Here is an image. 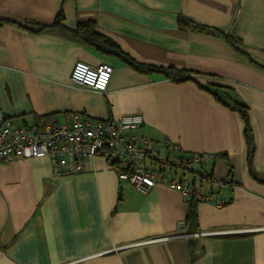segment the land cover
Masks as SVG:
<instances>
[{"label":"crops","instance_id":"obj_1","mask_svg":"<svg viewBox=\"0 0 264 264\" xmlns=\"http://www.w3.org/2000/svg\"><path fill=\"white\" fill-rule=\"evenodd\" d=\"M59 12L66 30L53 26ZM87 21L135 61L191 79L138 71L75 39ZM76 61L111 65L106 91L72 85ZM214 92L247 106L250 166L244 121ZM0 109L16 124L138 113L137 133L160 146L216 153L178 176L228 200L200 199L199 229L187 233L177 189L136 191L101 156L63 176L47 156L0 161V264H264V0H0ZM227 173L233 184L216 187Z\"/></svg>","mask_w":264,"mask_h":264},{"label":"built area","instance_id":"obj_2","mask_svg":"<svg viewBox=\"0 0 264 264\" xmlns=\"http://www.w3.org/2000/svg\"><path fill=\"white\" fill-rule=\"evenodd\" d=\"M112 70L108 64L92 66L76 61L68 81L103 92L108 87ZM72 118L71 123L62 124H16L0 109V161L47 156L53 175L63 176L84 171L88 159L101 156L116 170V179L141 193L161 183L177 189L186 199L195 194L217 206L227 203L224 197L196 193L185 177L178 176L179 171L186 173L195 165L218 159L216 153L184 151L179 143L169 139L160 146L137 133L144 122L138 113L98 119L76 112ZM232 183L228 173L215 180L218 188L230 187Z\"/></svg>","mask_w":264,"mask_h":264},{"label":"trees","instance_id":"obj_3","mask_svg":"<svg viewBox=\"0 0 264 264\" xmlns=\"http://www.w3.org/2000/svg\"><path fill=\"white\" fill-rule=\"evenodd\" d=\"M63 14L62 12H59L56 17L54 18L53 26L58 27L60 30H66L65 27L62 24L63 20ZM185 20V19H184ZM187 20L188 22H192L189 19ZM194 29L200 30V31H213L217 32L218 34L224 36L232 45L236 43V41L233 40V38L229 37V35H226L225 33L218 31L217 29L207 26V25H201L197 23H191ZM45 27H41L40 30H43ZM75 39L81 40L85 43H88L90 45H93L97 47L99 50H101L104 53L107 54H114L118 56L122 61L127 63L128 66L133 67L134 69L144 72V73H151V72H159L162 73L163 76L168 77L174 81H183V80H189L191 79V76H189L190 72L185 69H177L174 67H161V66H154V65H146L143 63H139L132 59L128 54L124 53L122 49L114 42L111 41L109 38L106 36L98 33L94 29V24L92 21H87V22H80L76 26L75 29L71 30L69 32ZM216 89H220L217 87ZM214 96L216 97L215 99L223 101L217 93H213ZM224 102V101H223ZM226 105L231 107L234 111L238 112L239 115L241 116L242 120L244 121L243 124H245V130H244V136L246 140V146L248 149V158L247 162L248 165L250 166L251 163V154L253 151V144H252V138H251V129L249 125V118H248V113H247V106L241 102L238 99L235 98H229L227 102H224ZM252 173V171H251ZM203 178L207 180H211L212 177L210 175H205L203 173ZM231 176V175H230ZM233 184V183H232ZM187 202L186 204V212L184 220H183V228L187 233H194L197 232L199 229L198 225V216H197V204L200 201L199 198L193 194L189 198L185 200ZM190 243V242H189Z\"/></svg>","mask_w":264,"mask_h":264},{"label":"rangeland","instance_id":"obj_4","mask_svg":"<svg viewBox=\"0 0 264 264\" xmlns=\"http://www.w3.org/2000/svg\"><path fill=\"white\" fill-rule=\"evenodd\" d=\"M30 123V122H29ZM182 171H179V173H181Z\"/></svg>","mask_w":264,"mask_h":264}]
</instances>
